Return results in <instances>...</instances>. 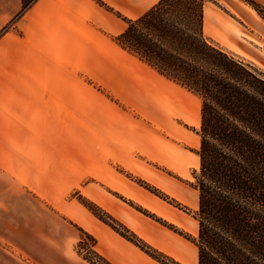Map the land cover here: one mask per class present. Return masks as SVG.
<instances>
[{
    "label": "rangeland",
    "instance_id": "obj_1",
    "mask_svg": "<svg viewBox=\"0 0 264 264\" xmlns=\"http://www.w3.org/2000/svg\"><path fill=\"white\" fill-rule=\"evenodd\" d=\"M124 1L0 0V264H198L202 98L120 47L160 0ZM203 24L264 75L250 4Z\"/></svg>",
    "mask_w": 264,
    "mask_h": 264
},
{
    "label": "trees",
    "instance_id": "obj_2",
    "mask_svg": "<svg viewBox=\"0 0 264 264\" xmlns=\"http://www.w3.org/2000/svg\"><path fill=\"white\" fill-rule=\"evenodd\" d=\"M203 19L204 0H160L116 41L202 98L198 264H264V75L210 45Z\"/></svg>",
    "mask_w": 264,
    "mask_h": 264
},
{
    "label": "crops",
    "instance_id": "obj_3",
    "mask_svg": "<svg viewBox=\"0 0 264 264\" xmlns=\"http://www.w3.org/2000/svg\"><path fill=\"white\" fill-rule=\"evenodd\" d=\"M135 0H128V2L126 1H124V3H127L128 5H130V8H132L131 10H129L128 12H130V14H133V13H139L140 12V8H139V6L137 5V4H135V2H134ZM134 2V3H133ZM116 261V260H115ZM116 263V262H115ZM133 264L131 261L129 262L128 260H126V259H120V260H118L117 261V263L116 264Z\"/></svg>",
    "mask_w": 264,
    "mask_h": 264
},
{
    "label": "bare ground",
    "instance_id": "obj_4",
    "mask_svg": "<svg viewBox=\"0 0 264 264\" xmlns=\"http://www.w3.org/2000/svg\"><path fill=\"white\" fill-rule=\"evenodd\" d=\"M206 22H207V20H206ZM221 28H222L221 30L224 31V33H226V34H227V31H230V29L228 27H225L224 24L221 25Z\"/></svg>",
    "mask_w": 264,
    "mask_h": 264
}]
</instances>
